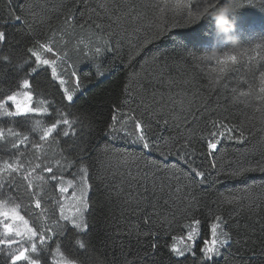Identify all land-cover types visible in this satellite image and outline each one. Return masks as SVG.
Masks as SVG:
<instances>
[{"label":"trees","instance_id":"16d2710c","mask_svg":"<svg viewBox=\"0 0 264 264\" xmlns=\"http://www.w3.org/2000/svg\"><path fill=\"white\" fill-rule=\"evenodd\" d=\"M186 2L0 0V30L8 33V47L15 64L21 65L28 59L25 49L32 46L34 39H47L54 33L62 37L57 44L60 55L68 53L65 61L58 62L56 67L58 74L67 81L65 87L74 92L75 103L61 102L63 88L58 87V80L51 78V67L47 74L36 75L35 88L40 95H34V103L40 100L54 103L56 108L80 117L86 125L83 143L88 148L85 163L91 166L92 180L89 182L93 188L89 195L94 205L93 231L86 239L97 250L89 253L94 258L93 264H104L105 260L108 264H124L125 259L131 261L143 256L145 251L151 253L149 245L153 243L159 250L149 259L156 264H200L198 249L203 247L205 239H211L210 224L214 216L223 217V230L235 238L231 247L223 249L216 257V264H264V172L252 171L240 177L229 175L239 162L247 160L254 165L264 158L260 151V145L264 144V111H261L264 105L254 97L233 99L241 92H258L261 86L264 47L256 48V45H264V39H261L264 37V0H237L241 7L234 16L235 31L230 34L235 40L226 38L213 21H190L183 10ZM100 5L108 9L107 16ZM94 13L101 19H97ZM69 14L75 20L66 24L65 17ZM17 15L22 17L20 21L15 20ZM95 24H101L102 28L97 29ZM198 24L201 27H197ZM146 40L150 42L145 43ZM240 41L241 50L249 51L233 66L234 71L221 74L219 69L222 66L215 60L199 59L213 52L222 56L228 48L220 46L231 47ZM96 47L101 48L99 55H94ZM40 54L42 59L52 58L42 50ZM73 71L79 78V89H75L76 78L70 76ZM217 76H221L220 83L213 87L212 82ZM125 87L135 98L134 102L125 93ZM123 103L128 107L122 108V112L150 122L147 134L160 151L142 149L131 142L134 135L125 137L123 131L116 139L105 135L108 124L112 123V109ZM49 113H52L51 108ZM47 115L34 114L23 129L25 133L28 134L27 127H32L37 119L47 126L50 123ZM116 115L119 119L120 113ZM213 121L223 122L227 127L213 128L210 123ZM116 126L133 131V124L127 120ZM228 127L243 131L248 142L237 143L239 136L236 133H232L231 140L225 135L215 154L210 155L206 143L209 133L227 132ZM30 140L31 144L21 146L18 155L22 154L23 159L33 166L44 164L52 166L57 175L63 173L64 183L60 186L68 188L61 196L58 189L54 190L52 184L46 182L44 172L32 173L29 169L36 190L41 191L46 200L61 199L65 214H74L73 191L78 167H68V162L77 156L70 147L72 141L65 142V138L57 137L42 143L39 134L30 135ZM186 142L184 151L188 153L190 164L183 159L184 151L178 155L160 154L161 151L174 153ZM35 144H41V148L34 150L32 145ZM8 159L9 154L0 151V162ZM57 161L63 166L61 169H56ZM146 162L161 167L175 166L183 170L185 177L190 167L210 173L202 183L199 178L182 180L187 185L184 198H195V211L186 214L183 203L173 205L178 210L177 215L173 218L170 214L172 222L163 224L168 234L162 232L159 237L151 238L140 235L148 231L142 222L143 213L137 214L134 205L122 207L106 202L105 185L96 182L100 173L113 185H121L129 172L135 175L137 166L144 167ZM213 162L215 171L210 168ZM36 177H44L45 182ZM14 181L9 187L18 190L17 194L28 207L31 202L24 190V181L19 176ZM121 186L127 187L126 184ZM233 197H239V202L228 203L227 200ZM44 207L51 209L52 205L45 204ZM147 211L152 209L149 207ZM189 217L201 220L202 235L196 243V255L170 257L165 244L172 243L171 237L187 234L183 225L190 223ZM106 237H113L116 243Z\"/></svg>","mask_w":264,"mask_h":264},{"label":"snow or ice","instance_id":"6c2138e0","mask_svg":"<svg viewBox=\"0 0 264 264\" xmlns=\"http://www.w3.org/2000/svg\"><path fill=\"white\" fill-rule=\"evenodd\" d=\"M225 4L229 5V8L225 11L235 10L233 15L241 7L237 0H230V2L229 0H187L183 10L190 21H212L211 14ZM100 8L107 16L108 9L106 6L100 5ZM95 15L97 19H101L98 14ZM219 15L221 19L224 18L223 11ZM21 19L20 15L15 16L16 21ZM74 20L75 17L70 14L65 17L66 24H70ZM95 27L101 29L102 25L95 24ZM197 27H201V25L198 24ZM28 30L31 31V25L28 26ZM261 39H264V37ZM60 40H62V37H57L55 33L47 39L43 37L34 39L32 46L25 49V55L28 59L24 60L23 64L17 65L13 62L12 51L8 47V33L0 30V45H3V47H0V151L9 154L8 160L0 162V264H93L94 258L89 253L97 251L91 242L86 239L88 234L93 231L94 220L92 214L94 205L89 195L93 188V184L89 182L92 180L91 166L85 163V153L88 148L83 143L86 125L80 117L56 108L54 103L45 100L34 103V95H40L35 88L36 75L41 72L47 74L49 67H51V78L58 80V87L63 88L61 102L66 100L71 104L75 103L74 92H69L68 88L65 87L67 81L57 72V63L64 62L65 57L68 55L67 52L60 55V50L57 48ZM149 42L148 40L145 41V43ZM107 43L105 41V44ZM220 47H227L228 51H225L222 56H217L213 52L212 55L202 56L199 59L215 60L218 65L222 66L219 69L221 74L234 71L233 66L237 65L240 59L249 51V49L241 50V41L231 47ZM262 47L264 45H256V48ZM41 50L52 58L42 59ZM100 53L101 48L96 47L94 55ZM261 59H264V57H261ZM261 67H264V65H261ZM65 71H67V68H65ZM21 73L24 74L21 75ZM70 76L76 78L75 89H79L80 82L76 72H71ZM220 80L221 76H217L212 82V86L215 87L220 83ZM260 80L261 86L258 92L252 90L241 92L239 95H234L233 99L254 97L255 100L264 105V72L260 73ZM232 91L236 93L235 88ZM125 93L134 102L135 98L131 96L127 87H125ZM45 104H47L46 107ZM125 107H128L127 103L120 104L112 109V123L108 124V131L105 135L116 139L118 134L123 131L125 137L134 135L135 139L131 142L140 145L142 149L160 151L151 143L147 134L150 122L138 119L135 115H129L128 112H122V108ZM49 108L52 109V113H49ZM129 111L133 110L129 109ZM261 111H264V109H261ZM37 113L48 114L46 118L50 120V123L43 126L41 121L37 119L32 127H27L28 134H26L23 129L26 128L32 116ZM116 113H120L119 119ZM69 117L73 118L69 119ZM125 120L133 124L132 132L116 126ZM164 123L167 124V121L165 120ZM210 123L213 128L217 129L227 127L223 122L213 121ZM232 133L238 134L237 143L248 142V137L244 136L243 131L235 127H228L227 132L218 130L210 132L206 142L207 148L210 150L209 154H215L225 135L228 136V139H233ZM36 134H39V141L42 143L54 140L57 137L65 138V142L67 140L72 141L70 147L77 156L75 160L68 162V167H78V172L75 174L78 179L73 191L75 210L72 215L65 214L61 199L46 200L42 192L36 190L29 169L32 173L44 172L47 177L46 182L51 183L54 190L58 189L61 196L68 191V188L60 186L64 183L63 173L57 175V171H54L52 166L44 164L38 163L33 166L31 162L23 159L22 154L18 155L21 146L31 144L30 135ZM32 147L34 150H39L41 144H35ZM186 147L187 142L183 147L177 148L174 153L161 151L160 154L162 156L178 155ZM103 151L107 152L108 149ZM260 151L262 157H264V144L260 145ZM187 155L188 153L184 151L183 159L186 164H190ZM62 167L60 162L57 161L56 169ZM210 168L215 171L216 164L213 162ZM252 171L264 172V158L254 165L249 164L247 160L239 162L236 169L229 175L240 177ZM209 174L208 171L190 167L185 177L183 170H179L175 166L161 167L159 164L146 162L144 167L137 166L135 175L129 172L127 179L121 181V185H127L126 188L121 185H113L100 173L96 176V182L105 185L106 202L122 207L134 205L137 214L143 213L142 222L148 231L141 232L140 235L151 238L159 237L162 232L168 234L167 230L163 228V224L172 222L169 220L170 214L173 218L177 215L178 210L173 208V205L183 203L186 214L195 211L193 206L195 198L191 200L184 198L183 194L187 185L183 184L182 180L194 181L199 178V182L202 183L208 178ZM17 176L24 181V190L31 202L28 207L24 205L17 194L18 190L9 187L10 183L15 182L14 178ZM35 179L45 182L44 177H36ZM6 189L7 191H5ZM165 196H167V199H164ZM239 200V197H233L228 199L227 202L237 203ZM45 204H51V209L45 208ZM149 207L152 209L151 212L147 211ZM189 219L190 223L183 225V229H187V234L171 237L172 243L165 244V247L169 249L170 257L186 258V254L196 255V243L202 235L200 231L201 220L192 217H189ZM211 219V239H205L203 247L198 249L201 256L200 264H216V257L222 254L223 249L231 247L235 239L232 233L223 230L225 225L223 217L214 216ZM153 228H156V230L153 231ZM106 239L112 240L113 244L116 243L113 237H106ZM236 242L239 243L240 241ZM179 244H182V246H178ZM149 247L152 249L151 253L145 251L143 256H137L131 261L125 259L124 264H156L155 261H150L149 257L158 252V245L153 243ZM104 264H108V262L105 260Z\"/></svg>","mask_w":264,"mask_h":264},{"label":"clouds","instance_id":"9594fccd","mask_svg":"<svg viewBox=\"0 0 264 264\" xmlns=\"http://www.w3.org/2000/svg\"><path fill=\"white\" fill-rule=\"evenodd\" d=\"M228 8H229L228 4L222 5L220 9H218L216 12L211 14V19L215 23L217 29L225 34L226 38H231L235 40L236 38L230 37V34L235 31V21H234L235 15H233V11L235 10L225 11V9ZM221 11L224 12L223 19H221L219 15Z\"/></svg>","mask_w":264,"mask_h":264}]
</instances>
